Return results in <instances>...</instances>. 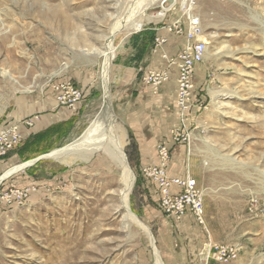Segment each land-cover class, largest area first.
I'll use <instances>...</instances> for the list:
<instances>
[{"label": "rangeland", "instance_id": "374dc122", "mask_svg": "<svg viewBox=\"0 0 264 264\" xmlns=\"http://www.w3.org/2000/svg\"><path fill=\"white\" fill-rule=\"evenodd\" d=\"M147 1L0 0V131L24 121L14 122L16 113L55 98V83L72 81L83 91L80 126L68 143L56 147L74 143L75 151L43 159L0 184V264H157L154 246L162 264H264V0H178L164 18L151 21L145 17L161 7L144 11ZM189 4L208 40L195 75L208 109L193 115L194 143L182 155L183 178L190 172L197 180L209 233L191 213L177 221L162 211L158 187L135 165L138 142L122 117L139 112L137 96L143 93L141 118L159 120L158 102L155 106L151 99L169 82L154 94L143 76L148 69L168 66L161 53L152 51L155 35L165 29L183 37L174 24L188 23ZM141 16V31L122 30L114 39L111 128L112 136L122 139L136 176L131 209L149 226L154 246L141 228L124 227L115 214L118 183L111 177L117 168L103 150L90 152L96 144L86 134L99 127L106 111L98 52L106 50L115 24ZM166 39L164 51L176 55L180 49L168 52ZM150 53L165 64L146 62ZM170 72L176 84V68ZM173 125L157 138V151L170 140ZM26 175L30 183L9 185ZM24 188H30L26 197L5 198L6 192ZM210 242L237 246L239 257L209 258Z\"/></svg>", "mask_w": 264, "mask_h": 264}, {"label": "built area", "instance_id": "2783aa9c", "mask_svg": "<svg viewBox=\"0 0 264 264\" xmlns=\"http://www.w3.org/2000/svg\"><path fill=\"white\" fill-rule=\"evenodd\" d=\"M188 23L174 24L177 35L183 36L185 41L176 55H169L164 51L167 43L165 36L158 32L155 35L153 52L161 53L168 63L164 69H148L143 76L146 84L153 88L154 94L171 79L170 68H176V109L177 121L170 129V142L181 144L191 152L194 143L193 115L208 109V103L196 86V68L204 61L208 40L204 36L200 18L189 16ZM161 30V29H160ZM55 98L60 107L74 108L83 98V91L72 81L63 80L53 85ZM20 123H13L3 127L0 131V157L6 156L22 141ZM23 124L33 125L32 118L25 119ZM171 146L164 143L158 148V163L142 167L145 179L153 181L159 190L160 206L169 217L180 221L187 213H191L199 225L207 229L204 195L197 180L188 172L184 178L171 177L169 165L171 161ZM30 188L16 189L6 192L5 198L11 201L14 197L24 198ZM209 233V230L207 229ZM209 258L218 262H227L239 257V248L235 245L209 243Z\"/></svg>", "mask_w": 264, "mask_h": 264}, {"label": "crops", "instance_id": "0c3cea01", "mask_svg": "<svg viewBox=\"0 0 264 264\" xmlns=\"http://www.w3.org/2000/svg\"><path fill=\"white\" fill-rule=\"evenodd\" d=\"M162 34L169 39V43L166 46L168 52L174 54L182 47L184 43L183 37L170 34L165 29L162 31ZM145 58L146 62L150 61L152 65L161 66L165 64L158 55H154L153 53H150V55H147ZM135 63L140 65L139 60H135ZM175 85V79L172 78L169 84L163 87L164 89L158 94V97L156 99H151V103L155 106L158 102L159 120L157 122L141 118L144 112L142 108L144 100L143 93L137 96V101L140 100L139 102H141L140 106L138 105L139 103H136V105L139 106V112L138 110L133 111V113L124 112L122 116L123 118L126 117L127 125L134 134V141L136 140L138 142V149L134 152L137 159L135 165L140 170L143 166L158 163L157 138H159L160 135L166 134L171 125L176 121ZM79 104L80 103L74 108L60 107L52 96L42 101L37 107L30 109V111L13 115L12 120H14V122L32 118L33 125L27 126L22 122L20 127L22 144L19 148L9 153L7 157L0 158V176L4 174L9 167L17 165L18 162L28 161V157H31L32 160L43 155L41 153L44 152L41 151L56 149L59 144L63 145V143H68V141H70L69 137H74L76 134L75 131L80 126L79 118H77L80 114ZM166 141H168V139H166ZM167 143L171 146L172 154L168 171L169 175L171 177L183 178L185 173V161L182 155L184 150H187V147L181 144L174 145L170 140ZM29 178L28 175L22 178L16 177L9 185L17 186L20 184L19 186H24L27 181L30 183Z\"/></svg>", "mask_w": 264, "mask_h": 264}, {"label": "bare ground", "instance_id": "6f19581e", "mask_svg": "<svg viewBox=\"0 0 264 264\" xmlns=\"http://www.w3.org/2000/svg\"><path fill=\"white\" fill-rule=\"evenodd\" d=\"M144 1V0H142ZM178 0H159L158 3L151 5L154 0H148L146 3V8L144 11H147L150 7L158 5L161 7L160 12L155 14L154 16H147L145 17L147 20L151 21L153 18L162 19L165 17L167 12L173 8ZM187 1L182 3V7H187ZM193 10V5L189 4L188 8L186 9L187 12H191ZM191 16V13L190 15ZM142 17L138 20H134L133 22H120L113 26L110 35L106 38V50L98 52V55L102 57V83L106 101V111L103 113L102 118L100 116L99 119V127L94 131L91 130L89 133L86 132L87 135L93 137L90 140L92 143H95L96 146L90 152H97L98 150H103L104 153L108 156V158L113 162L117 170H114L116 173L112 178L118 183V189L115 190L114 197L117 198L118 203L115 204L114 207L115 214L119 216L121 219L124 220V227H129L130 225H136L141 228L147 236L150 238L152 245L155 244V239L150 231L148 225H146L143 221H141L138 216L132 211L130 206V195L133 191L135 186L136 176L133 170L131 169L127 157L123 152V141L118 136H112V123L115 121V116L112 114L111 109V76H110V69L113 60L116 58V51L114 49V39L116 35L121 32L122 30L128 31V33H136L141 31L144 27L145 22L142 20ZM208 51L206 50L207 55ZM96 55V54H95ZM172 68V67H171ZM60 71V70H59ZM86 136V135H85ZM80 145L79 143H76ZM76 145L74 143L69 144L63 148H57L51 151L50 158H59V156L64 155L68 151H75ZM80 149V148H79ZM23 162L21 165L15 166L10 170L6 171L8 173L14 172L23 168L26 164ZM113 175V174H112ZM111 192V191H110ZM112 194V193H111ZM111 207V209H112ZM109 208V206H108ZM109 210V209H108ZM107 210V211H108ZM113 212V211H112ZM155 247L156 253V261L157 264H162L158 250Z\"/></svg>", "mask_w": 264, "mask_h": 264}, {"label": "water", "instance_id": "95a60500", "mask_svg": "<svg viewBox=\"0 0 264 264\" xmlns=\"http://www.w3.org/2000/svg\"><path fill=\"white\" fill-rule=\"evenodd\" d=\"M51 156H52V155H51V152H49V153H45V154L40 155V156H38V157H36V158H34V159H32V160H28V161H26V162L24 163V164H26V165H25L23 168L19 169V170H16V171H14V172H10V173H8V172H4V174H2V175L0 176V184H1L5 179H7L8 177H10L11 175H13V174H15V173H17V172H19V171H22V170H24V169H26V168H28V167H30V166L36 164L37 162H39V161H41V160H43V159L50 158Z\"/></svg>", "mask_w": 264, "mask_h": 264}]
</instances>
